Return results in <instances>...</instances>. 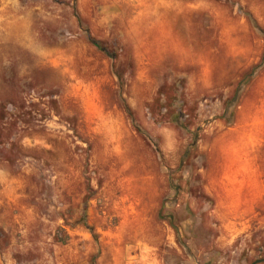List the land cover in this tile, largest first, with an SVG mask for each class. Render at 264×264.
Returning a JSON list of instances; mask_svg holds the SVG:
<instances>
[{
    "label": "rangeland",
    "instance_id": "1",
    "mask_svg": "<svg viewBox=\"0 0 264 264\" xmlns=\"http://www.w3.org/2000/svg\"><path fill=\"white\" fill-rule=\"evenodd\" d=\"M250 135L241 220L223 182ZM257 259L264 0H0V264Z\"/></svg>",
    "mask_w": 264,
    "mask_h": 264
},
{
    "label": "crops",
    "instance_id": "2",
    "mask_svg": "<svg viewBox=\"0 0 264 264\" xmlns=\"http://www.w3.org/2000/svg\"><path fill=\"white\" fill-rule=\"evenodd\" d=\"M232 143V142H231ZM239 160L233 164L230 159V172L225 175L224 194L231 198L227 205L229 213H235L234 218L248 220L255 212L258 187L257 139L251 135L240 141Z\"/></svg>",
    "mask_w": 264,
    "mask_h": 264
},
{
    "label": "water",
    "instance_id": "3",
    "mask_svg": "<svg viewBox=\"0 0 264 264\" xmlns=\"http://www.w3.org/2000/svg\"><path fill=\"white\" fill-rule=\"evenodd\" d=\"M262 261H264V259H257L252 264H257L258 262H262Z\"/></svg>",
    "mask_w": 264,
    "mask_h": 264
},
{
    "label": "trees",
    "instance_id": "4",
    "mask_svg": "<svg viewBox=\"0 0 264 264\" xmlns=\"http://www.w3.org/2000/svg\"><path fill=\"white\" fill-rule=\"evenodd\" d=\"M91 39V41L93 42V43H95L96 45H99V43L95 40V39H93V38H90ZM103 50H105V49H103Z\"/></svg>",
    "mask_w": 264,
    "mask_h": 264
}]
</instances>
